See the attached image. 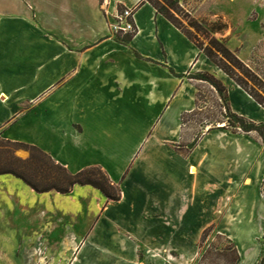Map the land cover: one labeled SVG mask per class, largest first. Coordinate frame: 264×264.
<instances>
[{
  "label": "crops",
  "instance_id": "obj_1",
  "mask_svg": "<svg viewBox=\"0 0 264 264\" xmlns=\"http://www.w3.org/2000/svg\"><path fill=\"white\" fill-rule=\"evenodd\" d=\"M23 1L17 14H0V135L40 147L74 173L101 166L121 198L108 200L90 185L40 193L0 174V264H140L141 249L175 245L170 218H202L183 192L197 168L188 163L195 147L186 155L176 144L191 140L185 116L196 110L203 82L194 75L212 63L149 2ZM121 6H135L136 33L112 31ZM48 9L60 16L44 18ZM231 104L261 117L242 90L234 88ZM245 220L248 228L232 233L236 264H258L264 209ZM258 220L260 237L251 228ZM254 238L259 249L249 261Z\"/></svg>",
  "mask_w": 264,
  "mask_h": 264
},
{
  "label": "rangeland",
  "instance_id": "obj_2",
  "mask_svg": "<svg viewBox=\"0 0 264 264\" xmlns=\"http://www.w3.org/2000/svg\"><path fill=\"white\" fill-rule=\"evenodd\" d=\"M47 1L51 3V0ZM140 2H149L165 8L173 19L191 34L213 67V70L205 68L194 76L197 79L201 77L198 74L212 76L217 80L219 87L217 89L203 80L196 93L197 108L192 115L187 113L185 116L186 121H193L187 122L183 127L185 135L191 140L180 139V143L176 144L177 149L186 155L195 147L193 158L189 159L188 163H194L197 172H190L195 175L190 178L188 176L186 190L183 192L188 205L198 211L202 218H170L172 243L175 245L170 248L141 249L139 262L236 264L238 253L236 241L232 237L233 231L239 235L242 230L248 228L249 224L245 218L248 217L249 211L252 215L255 209L257 214L264 209V139L259 131H246L244 125L233 117L242 116L245 124L249 120L264 123V0ZM23 3L25 8L23 0H0V14L9 11L12 15L17 14L23 9ZM124 8L126 6H121L119 11ZM55 12V9L45 10L44 15H49L44 18L51 20L53 17H59ZM37 16L40 20L44 19L40 15ZM50 25L55 24L52 21ZM214 40L224 43L230 55L223 57L216 49ZM209 48L222 68L205 54L204 50ZM234 88L244 91L260 105V119L241 114L237 110L238 104L232 106L231 95ZM247 177L250 178L249 183L244 181ZM4 193L5 187L0 184V218H4ZM211 193L212 205L208 203L203 206L202 199L210 200ZM206 195L208 196L205 197ZM191 209L190 214L193 212ZM2 227L0 225V228ZM251 228L257 237L262 235L263 226L259 220L253 223ZM260 240L264 244V237ZM249 248L250 257L247 260L250 261L259 249L255 238L250 240Z\"/></svg>",
  "mask_w": 264,
  "mask_h": 264
},
{
  "label": "trees",
  "instance_id": "obj_3",
  "mask_svg": "<svg viewBox=\"0 0 264 264\" xmlns=\"http://www.w3.org/2000/svg\"><path fill=\"white\" fill-rule=\"evenodd\" d=\"M153 6L158 12L166 16L173 24L182 30L191 40L194 41L191 34L184 30L165 8ZM216 49L223 57L230 55V51L224 43L214 40ZM197 45V44H196ZM199 47V46H198ZM205 54L210 60L221 68L223 67L218 60L215 59L212 49H205ZM227 72V70H226ZM199 77L208 81L212 86L218 89V82L212 76L203 74ZM239 123L244 125L246 131H259L264 139V123H255L249 120L245 124L242 116L233 115ZM231 118V116L229 117ZM24 149L29 152L27 158H21L15 154L16 150ZM0 174H12L22 179L36 192L56 191L59 193H68L76 185H90L98 188L108 200H119L121 198V187L115 184L108 173L101 166H91L84 168L76 173L70 171L66 166L57 162L51 154L44 151L40 147L19 141H11L0 135ZM264 192V189H263ZM259 264H264V256Z\"/></svg>",
  "mask_w": 264,
  "mask_h": 264
},
{
  "label": "built area",
  "instance_id": "obj_4",
  "mask_svg": "<svg viewBox=\"0 0 264 264\" xmlns=\"http://www.w3.org/2000/svg\"><path fill=\"white\" fill-rule=\"evenodd\" d=\"M106 2V0H105ZM104 2V3H105ZM135 7H126L115 14L111 29L115 34H133L137 31Z\"/></svg>",
  "mask_w": 264,
  "mask_h": 264
},
{
  "label": "bare ground",
  "instance_id": "obj_5",
  "mask_svg": "<svg viewBox=\"0 0 264 264\" xmlns=\"http://www.w3.org/2000/svg\"><path fill=\"white\" fill-rule=\"evenodd\" d=\"M196 171V168L194 166L190 167V172L194 173Z\"/></svg>",
  "mask_w": 264,
  "mask_h": 264
}]
</instances>
